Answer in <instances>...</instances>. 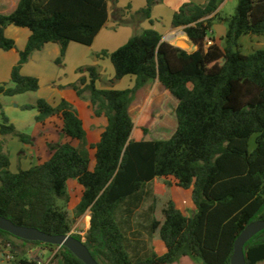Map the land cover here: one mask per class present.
Wrapping results in <instances>:
<instances>
[{
	"label": "trees",
	"instance_id": "1",
	"mask_svg": "<svg viewBox=\"0 0 264 264\" xmlns=\"http://www.w3.org/2000/svg\"><path fill=\"white\" fill-rule=\"evenodd\" d=\"M223 1L209 0L205 7L185 4L174 14L173 26L184 27L197 46L193 53L162 42L159 32L147 29L116 51L97 54L109 58L114 67L111 84L134 77L131 88L100 89L99 68L78 70L88 74L72 87L81 98L88 94L92 117L106 122L96 142L89 140L82 114L69 101L53 106L39 99L22 109H37L39 124L58 118L57 131L66 141L48 160L14 173L4 138L14 136L25 145L33 144V138L17 130L1 111L0 216L16 225L65 235L90 211L84 242L99 264H173L181 258L231 264L241 232L264 220V49L249 55L240 50L241 37H264V0H239L235 14L225 19L216 14ZM161 2L147 0L143 9L122 23L153 24V8ZM116 5L117 0H20L13 13L0 14V51H17L15 41L5 35L7 27L31 32L25 49L18 51L12 86L0 85V95L37 92L39 80L21 73L31 55L47 44H57L56 63L62 65L71 43L93 45ZM216 20L227 27L223 45L213 42L206 47ZM154 81L178 101L177 129L168 140H147L150 122L136 126L130 111L137 92ZM157 178L172 179L169 184L192 190L197 212L187 216L169 201L163 209L164 221L153 219L150 230L159 233L166 253L146 250L132 258L118 213L127 204L137 207L143 188ZM71 180L81 190L70 212ZM26 245L50 249L53 256L48 264H85L66 247L29 242L0 230V254L8 248L13 256L8 264H41L40 256L32 258L24 251ZM245 257L246 264L264 263V231L248 242Z\"/></svg>",
	"mask_w": 264,
	"mask_h": 264
},
{
	"label": "rangeland",
	"instance_id": "2",
	"mask_svg": "<svg viewBox=\"0 0 264 264\" xmlns=\"http://www.w3.org/2000/svg\"><path fill=\"white\" fill-rule=\"evenodd\" d=\"M239 0H231L228 2L227 7L223 11V14L220 18L225 19L231 17L235 14L236 7ZM219 21V20H217ZM89 54L91 53L92 47H84ZM264 49V37L260 35H245L240 39V50L243 54L249 55L257 50ZM97 54H90L89 59L91 61L97 60ZM64 62V61H63ZM102 70L100 72V81L99 88L110 89L112 87L110 80V61L107 63H102ZM88 67H97L96 65H89ZM98 68V67H97ZM109 69V70H108ZM79 73V72H78ZM81 74V73H80ZM88 73H86L87 75ZM134 78H126L122 84L119 85L120 88H126L130 85V80ZM135 80L133 81L134 84ZM117 83L114 87L117 86ZM12 86V85H11ZM28 95H21L16 98L6 97L1 95V101L8 108V114L5 115L8 119H13L17 123L19 130L27 135L32 136L35 132V119L27 111H16L15 103H24L29 101ZM80 103L78 106L80 110L83 111L85 118L86 127L90 130V139L95 140L104 126L103 119H94L91 117V114L86 110L85 103L88 101V94H84V97H79ZM178 103L177 99L169 96L163 89L160 87L157 81H154L147 86L140 89L131 105V115L135 123H138L140 119L142 120H152L149 125V133L146 137L149 141L154 140H168L170 139L177 128V119H176V108ZM37 110V109H36ZM38 112V110H37ZM1 121V114H0ZM60 126L58 118H52L48 124L39 129L40 138H42V144L38 145V162L45 161L48 157H51L54 149L59 146L61 143L66 141V139L61 136L57 128ZM44 137L46 144H44ZM7 144V151L11 159V171L18 172L20 169H23L22 164L27 168L31 165H36L32 161V158L29 159V162L23 157H20V152L24 150V144L14 136H7L4 138ZM251 151L255 148V136L252 137L250 141ZM36 161V162H37ZM26 163V164H25ZM172 182V179L157 178L150 184H147L142 192L140 201L136 204L129 207L124 205L121 207L118 218L124 225L128 236V246L131 256H139L146 252V250H155L158 254L162 255L166 252V247L163 241L159 237V233L150 234L151 224L153 219L163 222V209L166 207L167 203L173 200L177 207L187 216H193L196 212V206L192 200V190H185L178 188L169 184ZM69 192L71 195V203L69 206V211L73 210L74 204L79 200L80 186L74 182H68ZM131 203V202H130ZM128 209H136L132 214L128 213ZM90 211H88L84 216L79 218L73 225L71 231L72 234H77L84 238L90 228ZM20 244V242H17ZM24 251L31 256L32 258H37L36 249L31 245L24 246ZM5 252H10V249H5ZM32 253V255H30ZM53 252L50 249H44L40 258L43 260L41 264H48L52 259ZM0 259H2L0 254ZM1 264H8L7 261H4ZM173 264H202L201 260H194L192 258H181ZM264 264V263H261Z\"/></svg>",
	"mask_w": 264,
	"mask_h": 264
},
{
	"label": "crops",
	"instance_id": "3",
	"mask_svg": "<svg viewBox=\"0 0 264 264\" xmlns=\"http://www.w3.org/2000/svg\"><path fill=\"white\" fill-rule=\"evenodd\" d=\"M20 0H0V14L9 15L13 13ZM209 0H162V2L156 5L152 11L153 24L149 21H134V23H122L123 21L129 20V18L139 10L143 9L147 0H117V9H113L111 7L110 20L107 26L99 33L96 37L91 49V53L100 54L102 52L112 53L125 45L134 35L141 34L144 30L154 29L159 32L162 36V42H167L175 47L183 49L188 53H193L197 51V46L189 39L187 34L184 31V27H174L173 26V16L179 11V9L185 4H195L201 7L207 6ZM231 0H224L219 6L216 14L218 16H222L223 11L227 7L228 2ZM209 16L208 18H213L214 15ZM207 19V18H206ZM227 32L226 24L223 21H214L212 32L207 37V40H211L215 42L217 45H223V39L225 38ZM5 35L14 40L17 46V51H0V85L11 83V74L13 68L18 64L20 57L19 52L25 49L27 42L30 38L31 32L26 28H18L15 26H9L5 29ZM86 46L71 43L67 49V53L62 65L56 63V60L60 56V47L57 44H47L42 50L34 52L29 61L23 66L21 73L24 76H30L37 78L39 80L40 89L34 93H26L24 95L29 94V101L24 103H15L16 111H24L22 109L25 105H35L39 99H44L53 106L58 105L62 100L69 101L83 116L84 122L85 118L83 115V111L80 110L78 104L79 96L77 92L72 87V85L76 84L82 76H87L85 74L78 73L80 68L88 67L89 65H96L99 70H102V63H107L110 61L109 58L100 59L97 58L96 61H91L89 59V52H87ZM207 47V46H206ZM111 63V61H110ZM109 70V69H108ZM110 80L115 77V70L111 63L110 67ZM101 76V75H100ZM126 78H134V77H125L122 80L118 81L117 86L112 85L110 89L116 90H125L133 87V81L130 80V85L126 88H120L119 85L123 83ZM100 81V80H99ZM98 81V83H99ZM158 82V81H157ZM97 83V87L99 88V84ZM102 89V88H100ZM164 91V90H163ZM166 92V91H164ZM167 93V92H166ZM168 94V93H167ZM169 95V94H168ZM21 96V95H18ZM18 96H14L16 98ZM171 96V95H169ZM1 97V95H0ZM136 97V96H135ZM172 97V96H171ZM178 106V103L175 102ZM0 104L2 106L1 111L8 114V108L4 105L3 101L0 98ZM86 110L91 114V111L88 109V101L85 103ZM32 113L35 119V132L32 135L33 144L25 145L23 152H20V157H23L29 162V159L32 158V161L38 164V145L42 144V138H40L39 129H42L46 123L52 119H48L44 124H39L36 122V117L38 116V112L36 109L29 110ZM131 111V109H130ZM98 119V118H94ZM104 126L106 124L105 120ZM152 120H142L140 119L138 123L135 125H139L140 123L151 122ZM10 122L17 127V123L13 119H10ZM59 124L61 125V121L59 120ZM1 126V121H0ZM103 126V128H104ZM86 127V124H85ZM87 128V127H86ZM102 130L98 134L95 140H91L89 134V140L92 142H96L101 135ZM88 129V128H87ZM177 129V128H176ZM89 130V129H88ZM20 131V130H19ZM21 132V131H20ZM46 137H44V144H46ZM3 138L0 135V141ZM49 159V157H48ZM48 159H45L48 160ZM37 161V162H36ZM26 164V163H25ZM12 166V163H11ZM35 165H31L33 167ZM23 170H28L31 167L27 168L24 164H22ZM13 172V171H12ZM17 173V172H14ZM175 186V185H173ZM81 189V187H80ZM173 201V200H172ZM175 203V202H174ZM176 204V203H175ZM177 206V205H176ZM178 208V207H177ZM179 209V208H178ZM136 209L131 210V213ZM38 249V248H37ZM36 249V250H37ZM153 250V249H152ZM155 251V250H154ZM43 249L40 248L38 252V256H41ZM156 252V251H155ZM157 253V252H156ZM166 253V252H165ZM32 255V253H30ZM160 255V254H159ZM163 255V254H162ZM4 260L0 259V264L3 263ZM43 260L40 259V263Z\"/></svg>",
	"mask_w": 264,
	"mask_h": 264
},
{
	"label": "water",
	"instance_id": "4",
	"mask_svg": "<svg viewBox=\"0 0 264 264\" xmlns=\"http://www.w3.org/2000/svg\"><path fill=\"white\" fill-rule=\"evenodd\" d=\"M0 230L29 242H41L58 247H66L85 264H99L92 256L85 242L75 238L72 233L51 235L37 228L16 225L11 220L2 216H0ZM262 231H264V220H258L249 224L241 232L234 243V253L231 258V264H246L245 247L250 240ZM39 250L40 248L36 250V254H38Z\"/></svg>",
	"mask_w": 264,
	"mask_h": 264
},
{
	"label": "built area",
	"instance_id": "5",
	"mask_svg": "<svg viewBox=\"0 0 264 264\" xmlns=\"http://www.w3.org/2000/svg\"><path fill=\"white\" fill-rule=\"evenodd\" d=\"M213 44L211 40H206V46L209 47ZM2 260L4 261H11L13 259V256L10 252H5L1 254Z\"/></svg>",
	"mask_w": 264,
	"mask_h": 264
}]
</instances>
